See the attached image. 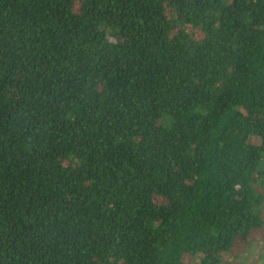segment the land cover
Returning a JSON list of instances; mask_svg holds the SVG:
<instances>
[{
  "label": "trees",
  "instance_id": "1",
  "mask_svg": "<svg viewBox=\"0 0 264 264\" xmlns=\"http://www.w3.org/2000/svg\"><path fill=\"white\" fill-rule=\"evenodd\" d=\"M262 229L264 0H0V264H233Z\"/></svg>",
  "mask_w": 264,
  "mask_h": 264
},
{
  "label": "rangeland",
  "instance_id": "2",
  "mask_svg": "<svg viewBox=\"0 0 264 264\" xmlns=\"http://www.w3.org/2000/svg\"><path fill=\"white\" fill-rule=\"evenodd\" d=\"M234 252L237 254L236 258H233V264H264V229L260 232H255L250 240L249 246L236 247ZM229 261V257L223 254V259ZM183 259L186 262L195 260L191 255L185 254Z\"/></svg>",
  "mask_w": 264,
  "mask_h": 264
}]
</instances>
